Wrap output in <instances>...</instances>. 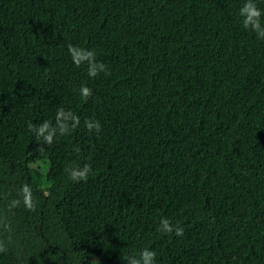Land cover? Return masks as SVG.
<instances>
[{
	"label": "trees",
	"instance_id": "1",
	"mask_svg": "<svg viewBox=\"0 0 264 264\" xmlns=\"http://www.w3.org/2000/svg\"><path fill=\"white\" fill-rule=\"evenodd\" d=\"M244 2L0 0V264H127L144 248L156 264H264V40ZM68 44L108 72L89 77ZM59 107L80 126L39 144L29 122ZM25 184L35 211L12 206Z\"/></svg>",
	"mask_w": 264,
	"mask_h": 264
},
{
	"label": "clouds",
	"instance_id": "2",
	"mask_svg": "<svg viewBox=\"0 0 264 264\" xmlns=\"http://www.w3.org/2000/svg\"><path fill=\"white\" fill-rule=\"evenodd\" d=\"M239 16L242 18V25L245 30H251L258 39L264 40V11L257 6L256 0H245L239 9ZM67 47L71 60L77 67L87 65L89 77L95 78L101 73L108 72L107 65L97 60V54L94 50L73 44H68ZM79 91L80 96L85 100L92 95V89L85 85H82ZM80 123V117L74 111L59 107L56 111L54 122L45 120L39 125L29 122L28 128L39 144L42 141L41 145H51L58 136L70 135L80 126ZM84 126L89 133L93 131L100 133L102 131L101 123L95 119H85ZM40 150L43 151L44 147L41 146ZM65 171L72 181L79 182L87 181L92 169L90 165L85 164L83 167L69 166ZM18 197V199L13 200V207L18 206L22 202L29 211H35L36 205L29 185L25 184L21 187ZM159 225L160 231L163 233L174 232L176 236L184 235V229L173 225L166 217L159 220ZM6 251L7 245L3 240H0V253H5ZM121 259L126 260L127 264H156V253L149 248H144L138 254L124 256Z\"/></svg>",
	"mask_w": 264,
	"mask_h": 264
},
{
	"label": "rangeland",
	"instance_id": "3",
	"mask_svg": "<svg viewBox=\"0 0 264 264\" xmlns=\"http://www.w3.org/2000/svg\"><path fill=\"white\" fill-rule=\"evenodd\" d=\"M47 176L54 177L60 172V161L58 158H51L47 167Z\"/></svg>",
	"mask_w": 264,
	"mask_h": 264
}]
</instances>
